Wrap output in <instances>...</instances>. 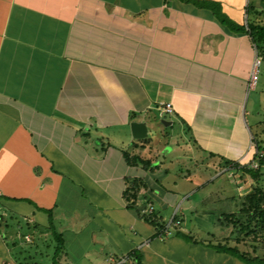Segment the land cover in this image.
I'll return each instance as SVG.
<instances>
[{
	"label": "crops",
	"instance_id": "obj_1",
	"mask_svg": "<svg viewBox=\"0 0 264 264\" xmlns=\"http://www.w3.org/2000/svg\"><path fill=\"white\" fill-rule=\"evenodd\" d=\"M263 21V0H0V226L33 245L51 222L58 264H130L134 248L143 264H241L153 238L134 210L162 221L153 202L253 163L264 56L246 30ZM4 238L0 264H16Z\"/></svg>",
	"mask_w": 264,
	"mask_h": 264
},
{
	"label": "rangeland",
	"instance_id": "obj_2",
	"mask_svg": "<svg viewBox=\"0 0 264 264\" xmlns=\"http://www.w3.org/2000/svg\"><path fill=\"white\" fill-rule=\"evenodd\" d=\"M252 1L254 2V0ZM262 23L264 24V21ZM261 68L263 70V73L261 75H258V80L261 88L264 90V64L261 66ZM257 112L258 114L255 115V118L263 122L264 101L261 102V106H259V110ZM261 172L262 177L257 185L264 192V168L261 169ZM216 173L217 174L215 176L213 174L210 175V178H208L206 181L203 180L204 183L198 187L188 186L187 190H176L178 194H176L177 196L172 206L168 205L166 207L160 208L158 207L156 201L153 202L154 204H156L155 210L160 211V215L163 218L162 221L164 225L168 224L173 214H175V219H181L180 224H178L179 227L176 226V228L170 231L171 233L175 229H182L183 232L189 234L190 236H193V238L199 242L196 245L202 248H207L204 245L208 243H210V245L212 246L218 243L222 244L224 243L223 237L232 236V232H234V230L231 231V224L229 222L226 223L225 220L221 219L220 215L222 213L228 214L235 211L237 205L241 201V196L247 193L250 186V181L247 179V177H244V179L242 180L240 177V173L233 174L230 172V170L224 172L220 171V173L219 171H216ZM171 179H174V176L168 177L169 181ZM9 223L10 225L15 224L11 222ZM22 227L23 228L20 231L21 234L25 232V230H23V225ZM169 229L171 230L172 226H170ZM256 232L257 234H261L262 237L264 236V229H257ZM0 233L2 235H5L7 241L5 238L4 240L7 246L10 247L9 244L11 238L9 236L10 234H8L10 233V231L6 230L4 226L1 225ZM171 233H169L166 238H171ZM35 235L36 246L34 249L29 251V248H27L29 244H26L25 242H19V245L23 250H28V253L32 255V260H34L32 263L35 262L36 264H51L53 254V241L51 236L48 234H46V236H43L42 234L43 238L42 240H39V238H37V234ZM240 236L239 238H241V242L237 245L239 250L245 251L250 254L254 253L260 256L264 255V250H254L257 245L260 246L261 238L258 237L253 241L248 240V237H246L244 234H241ZM236 237L238 236L230 237V239H228V244L230 246L234 245L233 242ZM47 244L49 245L47 246ZM120 264L128 263L120 261Z\"/></svg>",
	"mask_w": 264,
	"mask_h": 264
},
{
	"label": "trees",
	"instance_id": "obj_3",
	"mask_svg": "<svg viewBox=\"0 0 264 264\" xmlns=\"http://www.w3.org/2000/svg\"><path fill=\"white\" fill-rule=\"evenodd\" d=\"M186 2L192 0H183ZM223 21V20H222ZM224 22V21H223ZM231 28H233V24H229ZM233 26V27H232ZM234 30H238L239 28L234 27ZM247 33L250 36L252 42L255 45L257 52L260 55L264 56V25L259 24H247ZM123 160L127 165H131L135 162H141L138 157L129 156L125 151H122ZM253 163L256 164V168H252L249 165L239 166L237 167L238 172L240 173V177L243 180L244 177H247L249 182V190L246 194L241 196V201L237 205L236 210L230 212L228 214H221V219L225 220L226 223H230L232 230V236L235 237L234 245L230 246L229 240L230 237H223L222 244L210 245V243L204 245L205 247L213 250L217 254L227 255L235 260L239 261L241 264H264V255L260 256L257 254H250L245 251L239 250L237 245L241 242V238L239 236L244 234L248 237V240H256L258 237L261 238L260 246H256L254 250L262 249L264 250V236L262 237L261 234H257L256 230H263L264 229V192L258 187V182L262 177L261 169L264 168V145L256 144L255 145V153L252 157ZM138 180L131 181V185L129 190L133 191L138 186ZM127 196V195H126ZM127 198V197H126ZM132 198V197H131ZM128 199V198H127ZM130 199V198H129ZM135 215L150 224L154 228V234L152 235L153 238L156 237H163L164 232L166 230V225L161 221L160 218L156 217L153 213H141L138 209L134 210ZM50 215V213L48 212ZM244 218V219H243ZM175 219V215L173 216ZM178 220V219H177ZM3 221V218H1ZM225 223V224H226ZM180 224V223H179ZM7 225V229H10V223L5 224ZM29 228V225H27ZM179 227V226H178ZM27 228V229H28ZM176 228V226L172 227V230ZM48 231V235L51 236L53 241V254H52V261L51 264H57V259L62 252V240L60 234H58L51 222L46 229ZM171 230L169 229V233ZM172 237L182 240L185 243H193L198 244L199 242L196 241L193 236H190L187 233L182 232L180 229H175L172 233ZM241 237V236H240ZM7 241V238H5ZM23 240V238H22ZM28 244V243H26ZM10 247L8 246V251L11 258L15 261L16 264H29L32 263V255L28 253V250H23L19 245V241L15 238H11L10 240ZM34 245V246H33ZM31 245L29 243V251L35 248V243ZM203 245V244H201ZM48 246V245H47ZM17 247V248H16ZM15 248V249H14ZM24 254V255H22ZM126 259L130 260V264H143L141 261V254L137 248H134L129 253L126 254ZM32 264H36L35 262Z\"/></svg>",
	"mask_w": 264,
	"mask_h": 264
},
{
	"label": "built area",
	"instance_id": "obj_4",
	"mask_svg": "<svg viewBox=\"0 0 264 264\" xmlns=\"http://www.w3.org/2000/svg\"><path fill=\"white\" fill-rule=\"evenodd\" d=\"M260 61H261L260 56L255 54L254 58H253V61H252V64H251L250 71H249L248 84H247L248 89H253L256 86V84H257L258 75H259ZM161 110L165 114H171L172 113V106H171L170 103H165ZM250 166L252 168H256V164L255 163H251ZM150 212H152V207H149L148 210H147V213H150ZM173 216H174V214H173ZM173 216L169 220L168 224L166 225L167 228H166V230L164 232V236L161 237V238H164V237H166L169 234L170 226H172V227L178 226V224L180 223L179 220H177V219L174 220Z\"/></svg>",
	"mask_w": 264,
	"mask_h": 264
},
{
	"label": "water",
	"instance_id": "obj_5",
	"mask_svg": "<svg viewBox=\"0 0 264 264\" xmlns=\"http://www.w3.org/2000/svg\"><path fill=\"white\" fill-rule=\"evenodd\" d=\"M131 135L135 139H140L146 135V127L141 122L132 121L130 124Z\"/></svg>",
	"mask_w": 264,
	"mask_h": 264
}]
</instances>
